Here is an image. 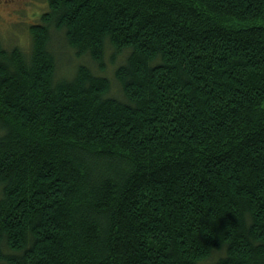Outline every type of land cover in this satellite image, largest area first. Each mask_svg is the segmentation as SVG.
Listing matches in <instances>:
<instances>
[{"label": "trees", "instance_id": "obj_1", "mask_svg": "<svg viewBox=\"0 0 264 264\" xmlns=\"http://www.w3.org/2000/svg\"><path fill=\"white\" fill-rule=\"evenodd\" d=\"M46 3L0 45V264H264V0Z\"/></svg>", "mask_w": 264, "mask_h": 264}, {"label": "rangeland", "instance_id": "obj_2", "mask_svg": "<svg viewBox=\"0 0 264 264\" xmlns=\"http://www.w3.org/2000/svg\"><path fill=\"white\" fill-rule=\"evenodd\" d=\"M46 9V0H0V45L3 48L18 46L19 49L27 53L30 45L29 26L36 23ZM60 40L57 36L52 37L49 49L56 55L57 73L63 74L78 61L74 60L71 65L66 64V61H72L73 57L68 48L60 50L56 48V44ZM58 54L67 55L68 60L64 59V55L59 56ZM112 93L111 90L110 94Z\"/></svg>", "mask_w": 264, "mask_h": 264}]
</instances>
